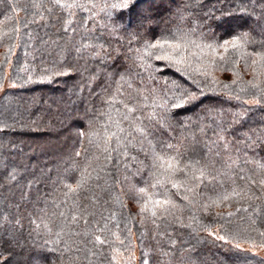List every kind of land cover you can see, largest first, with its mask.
Segmentation results:
<instances>
[{
  "label": "trees",
  "instance_id": "16d2710c",
  "mask_svg": "<svg viewBox=\"0 0 264 264\" xmlns=\"http://www.w3.org/2000/svg\"><path fill=\"white\" fill-rule=\"evenodd\" d=\"M43 3L45 7L50 6L49 0H43ZM20 4L22 8L28 5V11L19 10L15 20H5V16L12 14L6 10L5 0H0V31L10 32L20 22L18 46L13 51L11 62L0 68V77H3L0 81L3 83L0 90L3 91L0 97V222L3 223L0 227V262L88 264L83 251L69 253L62 260L58 259L59 253H38L32 241L35 239L43 244L44 237L35 236L32 231L35 226L30 223V218H36L37 222L40 217L47 218L41 211L46 206L48 214L64 210L63 207L52 208L51 202L59 203L63 199L62 182L74 175L72 161L75 153L82 151L78 133L88 127L89 120L104 110L102 98L114 90L120 73L128 72L138 85L135 72L139 69L133 59L135 53L128 49L140 45L137 40L130 45L127 32L113 34L102 28L101 24L107 23L102 13L94 21L89 20L87 28L82 27L87 14L78 13L76 33L69 31L65 34L62 31L63 13H59L58 20L49 18L45 13L46 19L41 21L39 15L33 16L36 10L31 7L30 0H20ZM150 14L153 19L146 21L144 27L139 29V40L153 39L177 28L187 30L199 25L208 39L229 38L247 32L255 41L249 45L248 51L261 50L259 42L264 38V0H155ZM33 19L35 22H30ZM26 20L29 23L24 28L22 25ZM127 20L125 17V23ZM95 37L100 38L99 43H103L109 53L110 58L106 63L92 59L93 48L80 52L76 50ZM7 42L0 43V61H3L7 51ZM25 65L27 70H22ZM244 69L242 60L239 70L243 80L248 81L244 78ZM65 71L67 75L56 74ZM219 74L226 75L220 81L231 83L233 76L230 71L215 73L216 76ZM163 75L169 79L180 78L170 69ZM28 76H32V82H26ZM258 78L264 79V75ZM12 83L17 86L11 87ZM144 83L150 84L147 73H144ZM218 113H223V116H218ZM236 113L241 115L237 118ZM105 119L101 116L96 124L101 132L103 129L100 125ZM220 119L228 128L226 135L229 140L242 155L246 153L250 159L264 162V104L252 106L243 100L229 99L228 90L212 93L205 89L197 105L177 110L170 116L172 127L163 132L157 130V134L165 140H185L204 162L219 167L215 149L210 151L206 145L215 139L214 130L218 131L213 121ZM201 128L204 132H201ZM248 137L252 138L251 143L246 142ZM257 138L260 142H256ZM83 147L89 148L86 143ZM89 151L95 153L96 149L89 148ZM247 168L254 170L255 166L249 164ZM113 171L115 179L122 180L123 168ZM142 177L143 180L148 179L146 170ZM254 178L259 180L261 177L255 175ZM109 182H112V178H109ZM133 182L144 186L139 176L134 177ZM100 184L103 186L104 181L101 180ZM231 187L232 182L226 179L224 190L230 191ZM221 190V186L217 185L214 191L206 192L205 197H214ZM253 190L257 191L256 188ZM118 191L119 188L112 192L93 188L79 200L94 213L90 227L94 229L97 224L102 227L107 220L108 228L96 234L112 239L111 233L119 230L123 238L127 235V228H132V253L138 255L140 264L145 258L149 264H264L263 259L233 247L236 242L249 244L246 241H254L257 245L264 242V236L260 235V232H264L261 221L257 220V224L253 225L250 219V216L256 218L253 215L255 207L264 209V193H260V200H234L231 207L214 208L210 215L196 212L199 220L211 225L213 231L219 229L221 235L237 237V240L225 244L200 229L198 224L193 230L171 222L159 229L160 233L166 232L167 235L157 236V230L151 226L147 230L140 226L136 216L138 210L134 211L131 206L135 201L126 200V207L116 202ZM93 196L96 203H92ZM245 207L249 209L248 212H236L237 208ZM229 211L235 215L227 217ZM215 212L224 213L225 218H216ZM110 213L115 215V219H107ZM4 216L8 217L7 222L2 221ZM17 220L22 227L16 224ZM182 220L184 224L191 222L187 210ZM117 224L119 229L116 228ZM79 230H84L82 222ZM141 233H144L142 237ZM122 253L127 254L123 250ZM144 253H148L147 257ZM112 254L110 248L105 246L102 264H110ZM76 255L80 256L79 261L75 260ZM91 259L93 264H101L100 259Z\"/></svg>",
  "mask_w": 264,
  "mask_h": 264
},
{
  "label": "snow or ice",
  "instance_id": "6c2138e0",
  "mask_svg": "<svg viewBox=\"0 0 264 264\" xmlns=\"http://www.w3.org/2000/svg\"><path fill=\"white\" fill-rule=\"evenodd\" d=\"M154 2L155 0H49L50 6L45 7L43 0H30L31 7L36 10L33 16L39 15L41 21L46 19L45 13L49 18L57 20L60 18L59 13H63L65 19L62 31L65 34L69 31L76 33L75 20L78 13L87 14L82 25L84 28H87L89 20L94 21L102 13L107 21L101 24L102 28L113 34L127 32L130 36L129 44L137 40L140 45L128 49L135 53L133 59L139 69L135 72L138 85L128 72L120 73L114 90L102 98L104 110L99 112V116L89 120L88 127L78 133L82 151H77L72 161L74 175L66 177L62 182L63 199L59 203L51 202L52 208L63 207L64 210L48 214L46 206L41 211L47 218L40 217L39 222L36 218H30V223L35 226L32 230L35 236L44 237L43 244L37 243L35 239L32 241L40 254L45 251L59 253L58 259L62 260L69 253L83 251L88 264H93L91 257L100 259L102 264L104 248L107 246L113 253L110 264H118L117 257L122 255V250L128 254L124 264H131L135 259L132 253L131 227L127 228L125 237L122 238L117 230L111 233L112 239H108L96 234L108 228L107 220L102 227L99 224L94 229L89 226L94 213L82 205L79 198L87 195L93 188L109 192L119 188L115 196L116 202L121 207H126V200L135 201L140 226L145 230L151 226L157 230V236L167 235L166 232L160 233L159 229L171 222L193 230L198 224L200 229L225 244L237 240V237L221 235L219 229L213 231L211 225L199 220L196 212L210 215L214 208L225 205L231 207L234 200H260V193H264V162L252 160L246 153L241 154L226 135L228 128L224 127L222 119L213 121L218 131L214 130L215 139H211L210 145H206L210 151L215 149L219 167L204 162L185 140H165L157 134V130L163 132L172 127L170 116L177 110L197 105L205 94V89L212 93L228 90L229 99L243 100L245 104H264V79L258 78L264 75V38L259 42L260 51L254 49L249 52V45L255 41L247 32L231 35L229 38L208 39L199 25H193L187 30L177 28L153 39L139 40V29L144 27L146 21L153 19L150 13ZM5 7L12 14L5 16V20H15V14L19 10L28 11V5L22 8L20 0H5ZM125 17L128 18L127 23ZM30 22L34 23L35 19ZM28 23L26 20L22 26L27 28ZM133 28L136 30L130 31ZM19 34V21L10 32L0 31V43L8 41L0 68L11 62L13 51L18 46ZM99 39H89L88 43L76 49L77 52L93 48L92 59L106 63L110 56ZM242 60L245 68L253 69L254 79L243 80L239 70ZM169 69L179 74L180 78L165 77L163 73ZM22 70H27V65ZM217 71H230L233 76L231 83L220 81L215 75ZM144 73H147L150 84L144 83ZM56 74L67 75V72ZM2 79L0 77V81ZM26 82H32V76H28ZM16 86L15 83L11 84V87ZM2 89L3 83L0 82V90ZM217 115L222 117L223 113ZM240 115L241 113H236L235 117ZM101 116L106 118L100 125L103 132L96 127ZM235 122L234 119L233 123ZM201 132H204L203 128ZM246 142L251 143L252 138L248 137ZM256 142H260L259 138ZM85 143L89 148H95L96 152L84 148ZM249 164L255 166L254 170L247 168ZM120 168H123L124 175L122 180H117L113 170ZM145 170L147 180L142 177ZM255 175L261 178L257 180ZM138 176L144 186L133 182V178ZM12 178H15L14 175ZM109 178H112V182H109ZM69 179L74 182H67ZM226 179L232 182L230 191L224 190ZM101 180L104 181L103 186L100 184ZM217 185L222 190L214 197H205V193L214 191ZM96 202V197L93 196L92 203ZM185 210L191 221L188 224H184L182 220ZM241 210L249 211L245 207L237 208L236 212ZM234 215L231 211L226 214L227 217ZM253 215L256 218L250 216L252 224L256 225L257 220H260L261 226H264V209L255 207ZM215 216L218 219L225 218L222 212H215ZM107 219H115V215L110 213ZM2 221L7 222L8 217L4 216ZM81 222L84 225L83 231L79 230ZM16 224L20 225V221L17 220ZM2 226L3 223L0 222V227ZM116 228L119 229V224ZM143 234L141 233V237ZM260 235L264 236V232H260ZM246 242L252 249L264 248V242L259 245L254 241ZM233 247L244 251L239 242L234 243ZM143 255L147 257L148 253ZM75 260L79 261L80 256L76 255ZM141 264H149V260L145 258Z\"/></svg>",
  "mask_w": 264,
  "mask_h": 264
},
{
  "label": "rangeland",
  "instance_id": "374dc122",
  "mask_svg": "<svg viewBox=\"0 0 264 264\" xmlns=\"http://www.w3.org/2000/svg\"><path fill=\"white\" fill-rule=\"evenodd\" d=\"M170 1V0H169ZM243 75H244V78L245 79H248V80H252L254 79V75H253V69L251 67H248V68H245L244 71H243ZM226 75H217V78L221 80V77H224ZM1 93H3V91H0V97H1ZM249 105H252L254 106L255 104H249ZM192 110H195L194 107H192ZM131 206H132V209L134 211L138 210V206L135 202H132L131 203ZM139 218V217H138ZM241 244V247L242 249L245 251V252H249L255 256H257L258 258L260 259H263L264 260V248H256V249H252L250 247V244H244V243H240ZM134 256H135V259L131 262V264H140L139 262V257L136 253H133ZM127 258V254H123L118 256L117 257V262L118 264H124V261L126 260ZM0 264H5L4 262H0ZM6 264H17L16 261H8ZM33 264H37L35 261H33Z\"/></svg>",
  "mask_w": 264,
  "mask_h": 264
}]
</instances>
